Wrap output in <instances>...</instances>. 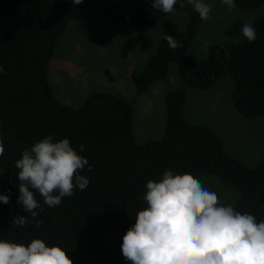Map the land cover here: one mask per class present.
<instances>
[{
  "label": "trees",
  "instance_id": "obj_1",
  "mask_svg": "<svg viewBox=\"0 0 264 264\" xmlns=\"http://www.w3.org/2000/svg\"><path fill=\"white\" fill-rule=\"evenodd\" d=\"M244 9L264 5V0H234ZM132 26L141 32L177 11L187 13L183 29L168 32L181 47L172 49L164 35L140 71L131 73L135 93L140 95L156 80L167 76L173 62L184 85L206 89L224 77L233 82L230 98L245 118L264 116V16L252 21L256 39L249 42L234 21L228 35H239L235 43L212 45L203 59L187 55L201 24L198 13L179 0L171 13L152 6V0H128ZM71 21L112 24L116 11L94 0H0V137L4 153L0 168L4 185L0 194V239L27 245L40 238L67 251L72 264H131L121 251L122 236L135 222V214L146 206L143 195L148 180H159L166 169L194 177L214 175L226 187L236 190L233 207L264 220V155L248 167L229 155L221 139L207 125H190L183 116L186 93L182 88L165 93V127L159 139L138 144L133 132L132 102L106 92L90 93L78 107L60 102L52 92L47 73L57 39ZM241 32V33H240ZM240 33V34H239ZM128 37L120 56L125 58L136 46ZM231 53L226 57L224 50ZM45 136L53 141L69 139L73 148L88 160L79 174L89 179L84 190L73 189L55 207L34 195L43 211L36 217L18 204L15 161L25 148ZM83 145V151H80ZM28 223H12L17 216Z\"/></svg>",
  "mask_w": 264,
  "mask_h": 264
},
{
  "label": "clouds",
  "instance_id": "obj_2",
  "mask_svg": "<svg viewBox=\"0 0 264 264\" xmlns=\"http://www.w3.org/2000/svg\"><path fill=\"white\" fill-rule=\"evenodd\" d=\"M74 4L81 0H72ZM178 0H152V6L163 13L174 11ZM229 11L236 9L234 0H221ZM181 8L191 6L200 19H210L211 5L205 0H179ZM249 41L256 39V30L248 21L241 27ZM167 45L181 47L172 35L164 33ZM207 52L209 44L203 45ZM226 57L231 53L224 50ZM3 68L0 67V72ZM84 146L80 145V151ZM4 153L0 137V156ZM18 169V204L32 217L43 211L34 195L43 203L58 206L73 189L84 190L89 179L79 174L88 160L72 147L69 139L53 141L45 136L25 148L15 161ZM143 195L146 206L135 214V222L122 236L121 251L131 264H264V220L247 212L237 211L231 204H222L217 192L205 187L190 173L177 174L166 169L159 180H148ZM0 201L9 203L7 195ZM12 223L24 226L26 216L17 215ZM0 264H72L67 251L59 245L33 238L24 243L0 239Z\"/></svg>",
  "mask_w": 264,
  "mask_h": 264
},
{
  "label": "rangeland",
  "instance_id": "obj_3",
  "mask_svg": "<svg viewBox=\"0 0 264 264\" xmlns=\"http://www.w3.org/2000/svg\"><path fill=\"white\" fill-rule=\"evenodd\" d=\"M95 1L101 7L116 11L118 21L112 24L71 21L68 24L57 39L48 67L47 79L55 97L73 108L78 107L90 93L97 91L116 95L126 101L134 100L133 132L136 142L144 144L159 139L163 134L165 93L182 88L186 93L183 107L185 121L190 125L210 126L221 139L226 152L248 167L255 166L264 155V116L245 118L235 110L230 98L233 82L229 77L216 81L206 89H194L183 84L175 63L171 62L166 77L154 81L145 93L137 95L131 75L121 73L117 76L112 71L115 62H122L126 58L122 59L119 52L128 37L136 38L137 43L123 64L140 71L164 33L184 28L187 13L177 11L158 21L149 31L141 32L131 24L132 12L128 0ZM205 2L211 5L210 19L202 20L187 50V55L195 59L205 58L210 47L216 43L237 42L239 35L225 33L232 22L239 21L243 25L264 16V5L249 9L236 6L234 11H229L221 0ZM205 41L209 44L207 52L203 48ZM196 178L205 187L217 192L222 204L233 206L234 188L224 186L214 175H199ZM3 185L0 168V187Z\"/></svg>",
  "mask_w": 264,
  "mask_h": 264
},
{
  "label": "crops",
  "instance_id": "obj_4",
  "mask_svg": "<svg viewBox=\"0 0 264 264\" xmlns=\"http://www.w3.org/2000/svg\"><path fill=\"white\" fill-rule=\"evenodd\" d=\"M94 1H95V0H94ZM95 2H96V1H95ZM97 4H98V3H97ZM98 5H99V4H98ZM105 8H106V7H105ZM170 16H171V15H170ZM170 16H169V17H170ZM185 24H186V22H185ZM181 29H182V28H181ZM177 30H178V29H177ZM174 31H175V30H174ZM122 44H123V43H122ZM119 55H120V52H119ZM130 55H131V54H130ZM130 55H129V56H130ZM129 56H128V57H129ZM128 57H126L125 59L122 58V59H124L123 61L126 62V60H127ZM123 61H122V62H119V63H118V62H117V63L115 62L114 66H112V71H113L114 74L117 75V76H118L119 74H121V73H125L126 75H127V74L131 75V73L134 71V70L130 69L129 67L125 66V65L123 64ZM118 64H119V66H116V65H118ZM152 84H153V83H152ZM152 84H151V85H152ZM151 85L149 86V88L151 87ZM149 88H148V89H149ZM148 89H147V90H148ZM147 90H146V91H147ZM146 91H145V92H146ZM145 92H144V93H145ZM131 101L134 102V100H131ZM133 102H132V104H133ZM183 116H184V114H183ZM184 118H185V116H184ZM212 129H213V128H212ZM213 130H214V129H213ZM216 135H217V134H216ZM217 136H218V135H217ZM218 137H219V136H218ZM138 144H139V143H138ZM227 153H228V151H227ZM228 154H229V153H228ZM229 155H231V154H229ZM231 156H232V155H231ZM234 194H235V198H236V195H237V194H236V190H235V189H234Z\"/></svg>",
  "mask_w": 264,
  "mask_h": 264
}]
</instances>
